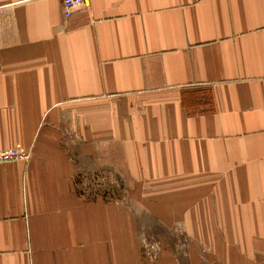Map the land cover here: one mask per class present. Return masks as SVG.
Instances as JSON below:
<instances>
[{
    "label": "crops",
    "instance_id": "0c3cea01",
    "mask_svg": "<svg viewBox=\"0 0 264 264\" xmlns=\"http://www.w3.org/2000/svg\"><path fill=\"white\" fill-rule=\"evenodd\" d=\"M15 147L0 264H264V0H0Z\"/></svg>",
    "mask_w": 264,
    "mask_h": 264
},
{
    "label": "rangeland",
    "instance_id": "374dc122",
    "mask_svg": "<svg viewBox=\"0 0 264 264\" xmlns=\"http://www.w3.org/2000/svg\"><path fill=\"white\" fill-rule=\"evenodd\" d=\"M112 152V149L110 150ZM109 152V149L108 150H105L103 152V155H105L106 153ZM113 154V157H112V160L113 161H117L118 163L120 162V157L119 155H117V150H116V154L115 152L112 153ZM108 158H109V155H107ZM121 163V162H120ZM119 163V169H118V172H114L113 173V176L115 177V179L112 180V184L111 186H114L117 188V195H118V198L119 200H125V198H127V192H128V185H129V181L127 179V177L125 176V174L123 173V167L122 165ZM107 179L106 178H102V180L100 182H98L99 184H96L97 181L92 180V178L90 177H87V180L85 181H81V183L83 184V188L87 189V190H92V189H97L100 188L103 189V190H107L108 187H109V183L106 182ZM153 233H156V231L152 230V228L150 229H146V237H149V240L150 241H153L154 238L152 237V234ZM152 246H154V244H156V241H153L151 242Z\"/></svg>",
    "mask_w": 264,
    "mask_h": 264
},
{
    "label": "built area",
    "instance_id": "2783aa9c",
    "mask_svg": "<svg viewBox=\"0 0 264 264\" xmlns=\"http://www.w3.org/2000/svg\"><path fill=\"white\" fill-rule=\"evenodd\" d=\"M85 0H61L64 17H68L73 9L83 4ZM27 154L18 147L0 150V160L8 158H25Z\"/></svg>",
    "mask_w": 264,
    "mask_h": 264
}]
</instances>
